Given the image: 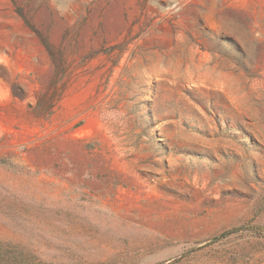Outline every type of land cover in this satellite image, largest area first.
Masks as SVG:
<instances>
[{
  "label": "rangeland",
  "instance_id": "obj_1",
  "mask_svg": "<svg viewBox=\"0 0 264 264\" xmlns=\"http://www.w3.org/2000/svg\"><path fill=\"white\" fill-rule=\"evenodd\" d=\"M0 264H264V0H0Z\"/></svg>",
  "mask_w": 264,
  "mask_h": 264
}]
</instances>
